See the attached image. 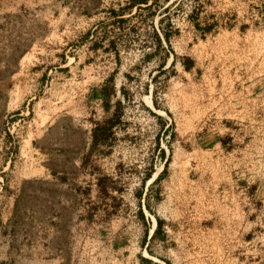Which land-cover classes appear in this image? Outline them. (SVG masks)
<instances>
[{
	"label": "rangeland",
	"instance_id": "374dc122",
	"mask_svg": "<svg viewBox=\"0 0 264 264\" xmlns=\"http://www.w3.org/2000/svg\"><path fill=\"white\" fill-rule=\"evenodd\" d=\"M131 1L19 0L0 264H264V0Z\"/></svg>",
	"mask_w": 264,
	"mask_h": 264
},
{
	"label": "trees",
	"instance_id": "16d2710c",
	"mask_svg": "<svg viewBox=\"0 0 264 264\" xmlns=\"http://www.w3.org/2000/svg\"><path fill=\"white\" fill-rule=\"evenodd\" d=\"M147 4V0H132L131 1V7H134L137 10H139L141 8L140 5H145L143 7L149 6L146 5ZM195 27H198L197 24H195ZM211 27V24L208 25L206 28L204 27L203 30H208ZM154 36V41L157 44H160V40L163 39L165 42H167V36L165 34V32H162L161 34H157V32L153 33ZM118 114L115 112L112 113V117L108 118L107 120L103 121L104 124H101L99 122H94L92 127L90 128V141H89V151L88 153L84 156V161L87 160L88 156H89V152L91 151L92 148L96 147L98 144H100L101 142L105 141L108 137V135L112 134L111 129L115 123V121H117ZM160 157L163 156V152L162 150H160ZM150 177V172H147L145 174V176L143 177V181L145 179H148ZM112 183L110 177L108 176H101L99 178H96V182H95V186L98 192L102 193V194H107V190L108 188H112V186H109V184ZM108 187V188H107ZM154 223H155V227L152 230V234L150 236V238L152 236H154L155 234L158 233L159 229H160V220H158L157 218L154 219Z\"/></svg>",
	"mask_w": 264,
	"mask_h": 264
},
{
	"label": "crops",
	"instance_id": "0c3cea01",
	"mask_svg": "<svg viewBox=\"0 0 264 264\" xmlns=\"http://www.w3.org/2000/svg\"><path fill=\"white\" fill-rule=\"evenodd\" d=\"M19 0H0V34L2 42L0 43L9 49H15L20 40L19 30Z\"/></svg>",
	"mask_w": 264,
	"mask_h": 264
}]
</instances>
